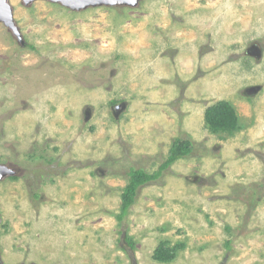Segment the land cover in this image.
Listing matches in <instances>:
<instances>
[{
  "label": "rangeland",
  "instance_id": "obj_1",
  "mask_svg": "<svg viewBox=\"0 0 264 264\" xmlns=\"http://www.w3.org/2000/svg\"><path fill=\"white\" fill-rule=\"evenodd\" d=\"M9 3L0 264H264V0ZM218 101L232 134L205 124ZM133 169L158 173L118 220Z\"/></svg>",
  "mask_w": 264,
  "mask_h": 264
},
{
  "label": "trees",
  "instance_id": "obj_2",
  "mask_svg": "<svg viewBox=\"0 0 264 264\" xmlns=\"http://www.w3.org/2000/svg\"><path fill=\"white\" fill-rule=\"evenodd\" d=\"M204 121L210 132L214 134H232L241 128L237 115L233 107L226 101H218L214 104L207 106L204 110ZM192 145L189 140L175 139L168 151L166 160L162 163L160 169H165L169 164L175 160L184 157L191 152ZM156 173H147L140 169H133L129 172V180L121 194V207L118 220H121L127 213L128 208L134 199L136 188L155 177ZM126 241L130 245V239L127 237ZM132 245V244H131ZM176 247L167 248L160 245L155 249V258L161 261H169L176 255Z\"/></svg>",
  "mask_w": 264,
  "mask_h": 264
},
{
  "label": "water",
  "instance_id": "obj_3",
  "mask_svg": "<svg viewBox=\"0 0 264 264\" xmlns=\"http://www.w3.org/2000/svg\"><path fill=\"white\" fill-rule=\"evenodd\" d=\"M25 4H28L34 0H22ZM55 3H60L64 6L74 8V9H82L88 6H96V5H128L134 6L137 4L139 0H48ZM0 22L5 25L7 28L11 29L13 34L17 37L20 36L19 30L17 26H15L13 21L12 10L7 2V0H0ZM14 174L11 169H9L5 165L0 164V178L6 175ZM1 263V261H0Z\"/></svg>",
  "mask_w": 264,
  "mask_h": 264
},
{
  "label": "flooded vegetation",
  "instance_id": "obj_4",
  "mask_svg": "<svg viewBox=\"0 0 264 264\" xmlns=\"http://www.w3.org/2000/svg\"><path fill=\"white\" fill-rule=\"evenodd\" d=\"M22 1V0H21ZM7 2L9 3V0H7ZM51 2V1H50ZM24 3V2H23ZM9 5H10V3H9ZM11 7V6H10ZM68 8H70V7H68ZM70 9H73V10H79V9H74V8H70ZM12 10V9H11Z\"/></svg>",
  "mask_w": 264,
  "mask_h": 264
}]
</instances>
